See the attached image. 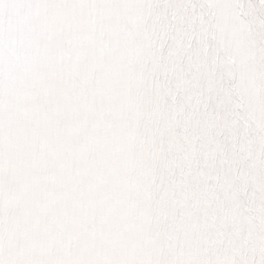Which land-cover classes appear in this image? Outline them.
<instances>
[{
    "label": "snow or ice",
    "instance_id": "1",
    "mask_svg": "<svg viewBox=\"0 0 264 264\" xmlns=\"http://www.w3.org/2000/svg\"><path fill=\"white\" fill-rule=\"evenodd\" d=\"M0 264H264V0H0Z\"/></svg>",
    "mask_w": 264,
    "mask_h": 264
}]
</instances>
